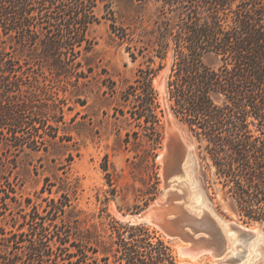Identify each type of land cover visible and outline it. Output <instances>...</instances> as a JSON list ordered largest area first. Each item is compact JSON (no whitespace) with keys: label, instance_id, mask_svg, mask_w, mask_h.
I'll return each mask as SVG.
<instances>
[{"label":"trees","instance_id":"16d2710c","mask_svg":"<svg viewBox=\"0 0 264 264\" xmlns=\"http://www.w3.org/2000/svg\"><path fill=\"white\" fill-rule=\"evenodd\" d=\"M149 2L157 4L153 13L147 12ZM101 3L102 17L96 13ZM102 18L110 20L113 37L132 61L147 64L129 87L139 100L133 117L157 131L151 64L158 58L162 68L172 51L169 89L179 117L208 142L215 173L230 187L240 218L264 224V0H0V26L10 34V44L0 45V137L10 141L3 147L33 151L19 132L29 128L37 136L44 117L51 114L60 126L66 109L84 104L83 60L96 44L89 29ZM208 56L219 65L207 63ZM48 75L67 84L49 85ZM251 123L261 135L253 134ZM3 178L0 167V264H47L53 237L62 264H112V256L113 264H176L164 241L159 250L145 244L143 224H121L127 236L117 223L103 231L94 224L78 226L65 239L71 220L83 222L84 212L73 202L77 184L36 205L21 199L19 184ZM67 242L74 247L69 254L62 247Z\"/></svg>","mask_w":264,"mask_h":264},{"label":"rangeland","instance_id":"374dc122","mask_svg":"<svg viewBox=\"0 0 264 264\" xmlns=\"http://www.w3.org/2000/svg\"><path fill=\"white\" fill-rule=\"evenodd\" d=\"M114 8L119 15L120 6L115 5ZM156 9L157 4L148 3V13ZM96 13L100 17L105 13L102 3L96 8ZM109 23L110 20L102 18L100 23L89 29V37L96 44L88 59L83 60L86 76L80 81L79 97L84 104H76L73 110L66 109V123L60 122V126H57L54 117L49 114L43 118L45 123L39 127V135L35 136L36 131L29 128L19 132L26 144L31 143L35 148L33 151L23 147H3L10 141L0 137L3 183L19 184L18 195L21 199L31 198L36 205H45V198H59L67 188L79 185V198L73 202L77 209L84 212L83 222H69L71 233L69 237L66 236L67 240L75 236L78 226L92 227L94 224L103 231L110 230L111 223H117V226L143 224L148 229V232L143 231L140 235L144 237L145 244H152L159 250L162 248L160 240L164 241L172 248L176 264H183V257L188 264H217L218 260L221 261L219 264H264V238L248 240L231 225L261 228L264 232V224L245 223L240 218L230 187L224 184L223 177L215 173L208 142L199 139L197 133L179 117V105L171 98L169 89L172 51L163 61L162 68L158 58L151 64L156 70L152 76L156 92V133L151 123L133 117L132 111L137 110V105H133L138 104L139 100L128 92L130 85L137 84L135 80L139 70L146 68L147 64L141 58L132 61L125 46L113 37ZM12 34L17 35L15 31ZM9 44L10 34L0 26V45ZM206 62L219 65L213 56H208ZM45 82L61 88L67 84L52 75H48ZM60 95L63 96L64 92L61 91ZM128 95L129 99H126ZM171 127L185 145L192 148V154L185 157L184 166L177 172L175 164L171 163L167 169L163 160L175 135ZM250 128L254 135H261L256 124L251 123ZM34 138L39 141L34 143ZM170 158L179 161V146L176 154ZM43 186L47 188L44 192ZM48 188L52 189V193ZM39 208L42 211V207ZM183 210L190 213L183 214L181 218L184 221L190 215L200 217L212 212L220 217L219 224L230 247L223 256L205 252L191 259L180 254L181 248L197 245L179 230V213ZM10 212L13 211L9 209ZM50 222L48 219L47 223ZM228 229H232V234L226 233ZM121 230L126 236L129 234L124 227ZM209 238L213 240L212 248L215 251L225 248L224 239ZM48 244L54 252L47 264H62L63 255L58 256L56 238L50 239ZM62 247L66 254L74 250L70 242ZM102 255L101 252L97 254L98 257ZM113 260L112 256V264Z\"/></svg>","mask_w":264,"mask_h":264},{"label":"water","instance_id":"95a60500","mask_svg":"<svg viewBox=\"0 0 264 264\" xmlns=\"http://www.w3.org/2000/svg\"><path fill=\"white\" fill-rule=\"evenodd\" d=\"M173 139L178 140L182 149L185 148V151L187 150L188 144H186L187 146L185 145L180 135L178 136L177 134H175L172 140ZM170 148L171 147H169V150ZM182 167V164H179L178 170L180 171ZM178 170H176L175 172H177ZM185 213L188 214L189 212L183 210L179 213V230H181L186 237L196 242L197 245L192 248L205 249L207 251H211L215 256H223V254L227 251V239L223 229L219 224V219L217 218V216L212 213H207V215L200 217L190 215V218L184 221L181 217L183 216V214L185 215ZM231 225L232 228H235L240 233V236H243L248 240L255 238L258 233L264 234L261 228L255 230L240 224L232 223ZM209 237L224 239V241L226 242L225 248L220 251H215L212 248L213 240Z\"/></svg>","mask_w":264,"mask_h":264},{"label":"bare ground","instance_id":"6f19581e","mask_svg":"<svg viewBox=\"0 0 264 264\" xmlns=\"http://www.w3.org/2000/svg\"><path fill=\"white\" fill-rule=\"evenodd\" d=\"M171 131H172V133H173V135L174 134H176V132L174 131V128L173 127H171ZM178 146H179V161H177V158H170V157H172L173 156V154H176V150H177V148H178ZM170 150H169V152L168 153H166L165 154V158L163 159V160H165L166 161V168L168 167V168H170L171 167V163L172 164H175V171L176 170H178L179 169V164H182V166H184V164H185V157L187 156V155H191L192 154V152H191V149L192 148H190V146L188 145V148H187V150L184 152L183 151V149H182V147L180 146V143H179V141L178 140H176V139H173L171 142H170ZM174 150H175V152H174ZM189 151H190V153H189ZM189 155V156H190ZM164 156V155H163ZM162 156V157H163ZM173 161V162H172ZM167 168V169H168ZM159 204V203H158ZM152 209V208H151ZM150 210V209H149ZM154 210H156V209H154ZM173 211V210H172ZM176 211V210H175ZM174 211V212H175ZM172 213V212H171ZM176 213V212H175ZM146 214H147V212H146ZM177 214V213H176ZM212 214H214L213 212H212ZM174 216V215H173ZM215 216H217V214L215 215ZM150 217V216H149ZM161 217V216H160ZM163 217H164V215H163ZM218 219H219V221H220V217L218 216L217 217ZM165 220V219H164ZM156 222V221H155ZM162 222V221H161ZM225 222V221H224ZM222 225H223V223H221ZM225 224H226V222H225ZM228 224V223H227ZM255 230H257V229H255ZM231 231H232V229H228L227 231H226V233L227 234H232L231 233ZM169 234V233H168ZM233 236V235H232ZM178 238V237H177ZM261 238H264V234H257L256 235V237L254 238V240L255 239H261ZM188 245V244H187ZM184 246V245H183ZM230 247L227 245V249H229ZM180 249V248H179ZM180 251V254H182V255H184L185 257H190L191 259H195V258H197V257H199L201 254H203V253H205V252H211V251H207V250H205V249H194V248H188V247H184V248H181V250H179ZM211 254L212 255H214L212 252H211ZM183 257V256H182ZM185 259V262H186V258H184L183 257V260ZM226 260V259H225ZM225 260H223V262H225ZM190 261V260H189ZM184 262V263H185ZM193 262H194V260H193ZM196 262V261H195ZM183 263V264H184ZM192 263V262H191ZM219 263H221V261H219L218 260V263L217 264H219ZM186 264H188L187 262H186Z\"/></svg>","mask_w":264,"mask_h":264}]
</instances>
